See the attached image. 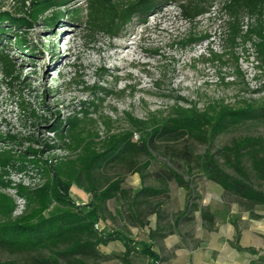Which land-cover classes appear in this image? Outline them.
<instances>
[{"label": "rangeland", "instance_id": "obj_1", "mask_svg": "<svg viewBox=\"0 0 264 264\" xmlns=\"http://www.w3.org/2000/svg\"><path fill=\"white\" fill-rule=\"evenodd\" d=\"M222 1L212 0L213 13L200 18L196 24L182 19L175 3L164 5L148 18L146 24L134 22L120 37L113 39L91 30L84 12L85 3L75 1L61 8V17L53 28L47 29L42 22L31 28H21L19 34L27 42L26 49L20 50L16 46L13 35L3 41L4 53L15 66L17 80L11 81L0 75V135L14 137L12 142L21 145L20 148L41 149L46 158L67 155L58 146L50 150L44 148V144L61 145L48 128L58 124L65 126L67 118L77 115L83 102L93 100V94L86 88L99 85L106 86L108 92L124 91L120 97H106L98 111H92L90 118L94 121L81 124L83 130L96 132L100 139L130 129L127 114L145 121L152 115H167L177 102L183 106L195 104L200 109L220 101L235 108L252 104L262 117L264 68H257L250 43L239 42L232 50L229 47L225 40L228 17L219 10ZM80 4L83 12L72 19L70 12ZM19 8L17 0H0V12L16 15ZM252 22L249 17L243 19L244 25ZM190 30L206 33L210 39L191 49L173 44ZM47 45H50L49 52L45 51ZM211 54L222 56L221 61L203 60H209ZM107 121H110L109 128L105 125ZM138 135L136 133L133 142L137 141ZM245 137L264 139V116L235 126L211 144L157 141L156 148L163 152L165 146L177 150L187 146L195 154L210 150L223 164L218 152ZM146 160L149 166L143 171V182L139 174L130 172L126 165L114 163L99 171L101 180L120 179L121 186L132 194L142 186L162 187V179L167 186L165 195L147 198L131 211L126 203L109 200L105 220L99 224L105 232L144 241L168 260L174 249L166 247L169 241L178 239L180 234L188 237L189 230L194 232L195 216L201 218L200 211L194 210L178 219L187 202L197 205L198 209H208L221 201L226 203L227 211L231 207L246 211L240 199L200 175L191 178L194 194L188 200L185 190L167 178L170 164L164 155L141 156L138 163ZM175 164L180 173H185L182 164ZM227 170L233 173L231 169ZM188 179L185 176V180ZM250 183L264 192V180L256 173H250ZM70 197L76 205H84L88 200V195L74 186L70 189ZM251 212L255 215V264H264V206L255 205ZM156 227L160 232L152 242L149 232ZM99 251L121 257L124 248L120 241H114L99 246ZM25 259L22 255L0 251V262L28 264ZM100 264L123 263L111 259ZM128 264H148V260L134 252L128 258Z\"/></svg>", "mask_w": 264, "mask_h": 264}, {"label": "trees", "instance_id": "obj_2", "mask_svg": "<svg viewBox=\"0 0 264 264\" xmlns=\"http://www.w3.org/2000/svg\"><path fill=\"white\" fill-rule=\"evenodd\" d=\"M17 1L20 6L18 14L0 12V75L11 81L17 80L16 69L4 53L3 41L13 35L16 46L20 50L26 49L27 42L19 34L20 29L31 28L39 22L44 23L47 29L53 28L61 17V8L70 1L85 3L84 12L89 28L112 39L120 37L134 22L146 24L150 16L167 4L175 3L181 18L190 24H196L200 18L210 16L214 7L212 0ZM219 10L228 17L225 40L231 50L239 42L250 43L258 63L257 68H264V0H223ZM82 12L80 4L70 12L72 19H76ZM245 16L253 22L244 25ZM209 39L210 36L206 33L190 30L173 44L182 49H191ZM45 51H50V45L46 46ZM221 59L222 56L211 54L209 60H203L213 62ZM86 90L91 91L93 100L83 102L78 114L67 118L64 124L66 127L58 124L48 128L61 145H43L49 150L61 147L67 155L44 159L43 150L20 148L21 145L12 142L14 137L0 135V141L19 146L16 150L12 148L0 151V189L12 188L10 181L4 179L8 169L32 173L41 182L33 189L22 186L15 188L17 195L26 201L25 211L17 217L13 216L16 208L14 200L0 191V251L25 256L28 264H100L111 259H119L123 264H128V258L134 252L147 258L149 264H162L165 259L155 253L146 242L99 228L100 222L105 220L104 213L109 200L124 202L131 211L147 198L167 193L163 179L162 187L142 186L133 194L121 186L120 179H100L99 171L115 163L126 165L130 172L139 174L143 182V171L148 168L149 161L138 163L141 156L152 158L154 154L164 155L170 164L167 178L185 190L188 200L194 194L191 178L200 175L240 199L252 217H255L251 212L255 205L264 206V192L255 189L250 183L251 172L264 180V139L245 137L233 141L230 146L218 152L223 164H220L219 158L210 150L195 154L187 146L179 150L165 146L163 152H158L156 148L157 141L171 143L185 140L202 145L211 144L218 136L235 126L247 120L263 118L264 115L258 116V110L252 104L245 103V107L235 108L220 101L211 102L200 109L195 104L183 106L177 102L167 115H152L145 121L127 114L130 129L100 139L96 132L83 130L81 124L94 121L90 115L92 111H98L106 97H120L124 91L108 92L103 85ZM261 109L264 110V107ZM105 125L109 128L110 121L105 122ZM136 133L139 135L137 141L133 142ZM176 162L182 164L181 168L185 173L178 171ZM227 168L233 173H229ZM185 176L189 179L185 180ZM73 186L88 195L84 205H76L70 197ZM194 210L200 211L203 224L210 229L214 216L207 208L198 209L197 205L188 202L178 214V219ZM159 232V227L150 231L149 240L155 241ZM114 241H120L124 248L121 257L105 255L99 251V246H106ZM0 264L23 263L8 261Z\"/></svg>", "mask_w": 264, "mask_h": 264}, {"label": "crops", "instance_id": "obj_3", "mask_svg": "<svg viewBox=\"0 0 264 264\" xmlns=\"http://www.w3.org/2000/svg\"><path fill=\"white\" fill-rule=\"evenodd\" d=\"M225 204L220 201L208 207L215 218L210 229L195 214L194 232L189 230L187 234L189 238L181 234L178 239L172 238L166 247L174 248L173 256L164 262L255 264V217H252L249 211H240L236 207H231L230 211H227ZM204 207H207L206 204ZM154 252L162 258L158 251Z\"/></svg>", "mask_w": 264, "mask_h": 264}, {"label": "built area", "instance_id": "obj_4", "mask_svg": "<svg viewBox=\"0 0 264 264\" xmlns=\"http://www.w3.org/2000/svg\"><path fill=\"white\" fill-rule=\"evenodd\" d=\"M52 135L55 136L54 133H52ZM4 144H7V146ZM10 145H14V144H9V143L0 141V151L5 150V149H12L13 147H11ZM13 149L16 150L17 148H13ZM43 157L44 159H47L44 154H43ZM55 157H60V156H55ZM4 179L10 181L12 188L5 189V190L0 189V191L7 194L14 200L16 208L13 212V216L14 217L20 216L25 211L26 201L24 198L17 195L15 188L17 186H22L24 188L33 189L36 186H38L41 182L38 178L34 177L32 173L25 174V173H20V172L9 170V169L7 170V175L4 176Z\"/></svg>", "mask_w": 264, "mask_h": 264}]
</instances>
